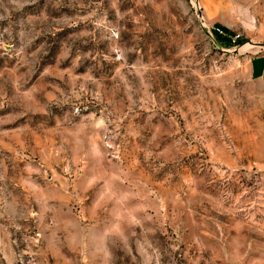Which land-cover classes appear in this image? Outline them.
Here are the masks:
<instances>
[{
    "label": "rangeland",
    "instance_id": "rangeland-1",
    "mask_svg": "<svg viewBox=\"0 0 264 264\" xmlns=\"http://www.w3.org/2000/svg\"><path fill=\"white\" fill-rule=\"evenodd\" d=\"M264 0H0V264H264Z\"/></svg>",
    "mask_w": 264,
    "mask_h": 264
},
{
    "label": "crops",
    "instance_id": "crops-1",
    "mask_svg": "<svg viewBox=\"0 0 264 264\" xmlns=\"http://www.w3.org/2000/svg\"><path fill=\"white\" fill-rule=\"evenodd\" d=\"M249 73L250 77L256 80L264 91V52L251 56Z\"/></svg>",
    "mask_w": 264,
    "mask_h": 264
},
{
    "label": "water",
    "instance_id": "water-1",
    "mask_svg": "<svg viewBox=\"0 0 264 264\" xmlns=\"http://www.w3.org/2000/svg\"><path fill=\"white\" fill-rule=\"evenodd\" d=\"M256 45L264 46V43H256Z\"/></svg>",
    "mask_w": 264,
    "mask_h": 264
}]
</instances>
